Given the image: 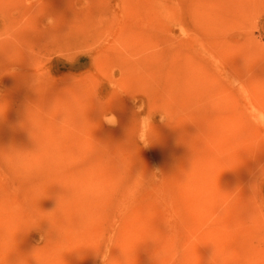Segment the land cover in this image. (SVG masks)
Listing matches in <instances>:
<instances>
[{
  "label": "rangeland",
  "instance_id": "374dc122",
  "mask_svg": "<svg viewBox=\"0 0 264 264\" xmlns=\"http://www.w3.org/2000/svg\"><path fill=\"white\" fill-rule=\"evenodd\" d=\"M167 2L171 18L146 21L138 0H0V29L27 50L14 74L0 72L10 261L44 245L47 218L62 234L56 264H103L121 249L128 264H155V240L162 264H208L214 252L216 264H264V0ZM69 96L67 123L42 111L35 143L27 106ZM160 111L176 126L155 114L145 147L136 134ZM142 170L158 171L161 195L136 191Z\"/></svg>",
  "mask_w": 264,
  "mask_h": 264
},
{
  "label": "clouds",
  "instance_id": "9594fccd",
  "mask_svg": "<svg viewBox=\"0 0 264 264\" xmlns=\"http://www.w3.org/2000/svg\"><path fill=\"white\" fill-rule=\"evenodd\" d=\"M44 14L45 12L42 15ZM59 23H60V20L58 17L53 16V15L47 16V25L50 28L55 29ZM19 39L20 37H16L14 39L13 37L9 35L7 31L0 29V54L5 55L7 58V62H8L7 67H5L4 64L0 63V72H3L4 74L5 73L14 74L16 72V68L14 67V65L17 62H19L21 59H23V57L27 53L26 46L22 44H18L17 41ZM29 86L34 91L39 93L38 88L40 87V85L35 75L33 79L31 80ZM58 103H62V107L57 108ZM74 104H75V99L71 96L63 99L62 102L58 101L57 99H54L48 104L47 108H43V109L40 108V104H29L26 108V124L30 128V135H31V138L35 141V143H36V140L34 138V131L39 124L40 113L42 111H55L57 123L60 124L61 126H64L68 121L69 114ZM216 107L217 105L215 103L210 104V108H212L213 110H215ZM6 110H7V107L0 106V118H3ZM157 113H159L160 115L161 123H165L169 126H176L173 118L167 112L160 111V112L150 114L147 117V120H148L147 131L145 132L144 137L141 138L139 135V132H137L136 134V140L139 141L145 147L151 144L157 137L156 130L152 124V117ZM109 123H113V122H109ZM262 144H264V142H262ZM153 176L159 177L158 171L154 172L151 176L147 177V179L150 181ZM260 182L264 183V166H262L260 169ZM258 188H259L258 184L254 185L253 186L254 192L258 191ZM59 206H60V199L58 197V203H57L56 208H58ZM250 219L254 220L255 215L253 214L252 216H250ZM162 220H163V223L167 226L168 231L166 234L161 233V235L170 236L174 230V226L166 218ZM41 221H47V223L49 224L48 231L41 237V239L45 240L46 242L44 243L43 246L36 247L29 254V256L19 255L14 261H10L9 255L10 253L15 251L17 240H15L14 244L6 245L5 237L0 235V253H3L6 247L9 248V251L6 256L7 264H56L57 257L61 254V249L59 248L57 244L52 243V241L53 239L58 241L62 234L58 226L56 225V223H54L53 220L45 218ZM39 224L34 227H38ZM32 228L33 227H31L30 229ZM155 241L157 242V245H158L154 253L155 264H158V261H160L162 264V261L167 252V249L163 247L162 242L160 240H155ZM157 249L159 250L158 252H157ZM121 250H122V255L119 258L113 257L110 254L109 261H103V264H128L127 254L125 253L123 249ZM215 255L216 254L214 252V254L209 259L208 264H216Z\"/></svg>",
  "mask_w": 264,
  "mask_h": 264
},
{
  "label": "bare ground",
  "instance_id": "6f19581e",
  "mask_svg": "<svg viewBox=\"0 0 264 264\" xmlns=\"http://www.w3.org/2000/svg\"><path fill=\"white\" fill-rule=\"evenodd\" d=\"M138 11L139 15L146 19V21H157L159 18H171L172 17V8L167 2V0H138ZM147 126V119L142 122L141 133L145 131ZM150 176V173L147 170H142L140 172V184L137 186L136 191L141 192L151 187L155 193L161 195L162 187L152 181H149L147 177Z\"/></svg>",
  "mask_w": 264,
  "mask_h": 264
}]
</instances>
